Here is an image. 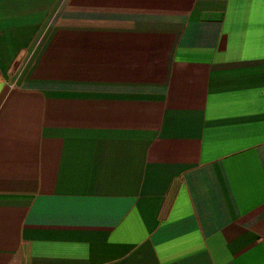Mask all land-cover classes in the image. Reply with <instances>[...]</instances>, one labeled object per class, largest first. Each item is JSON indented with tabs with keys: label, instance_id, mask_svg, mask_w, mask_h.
<instances>
[{
	"label": "crops",
	"instance_id": "0c3cea01",
	"mask_svg": "<svg viewBox=\"0 0 264 264\" xmlns=\"http://www.w3.org/2000/svg\"><path fill=\"white\" fill-rule=\"evenodd\" d=\"M0 264H264V0H0Z\"/></svg>",
	"mask_w": 264,
	"mask_h": 264
}]
</instances>
